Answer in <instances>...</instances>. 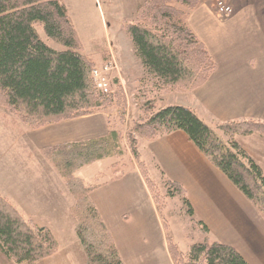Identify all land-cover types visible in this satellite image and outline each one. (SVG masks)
<instances>
[{"label":"trees","instance_id":"1","mask_svg":"<svg viewBox=\"0 0 264 264\" xmlns=\"http://www.w3.org/2000/svg\"><path fill=\"white\" fill-rule=\"evenodd\" d=\"M199 2L145 0L133 21L123 24L144 69L145 78L140 81L147 82L155 92L193 91L216 68L186 23ZM35 24H41L47 38L67 50L58 52L48 47L38 37ZM80 49L78 33L64 4L57 0H0V106L31 129L75 119L112 104H119L121 112V88L114 80L108 94L101 93L92 79L97 64ZM145 104L146 115L134 126L133 133L154 140L183 132L264 221V173L234 139L235 135L264 137V122H227L213 130L189 108ZM122 154L115 130L102 137L42 149V156L74 200L70 214L86 264L124 263L90 199L100 185L88 186L76 174L85 166ZM132 154L135 159L138 157L135 147ZM138 166L152 192L153 185L142 169L143 164ZM168 184V196L180 197L192 213L184 188L176 182ZM203 229L208 231L205 225ZM167 247L173 264H249L234 247L209 242L207 238L186 253L179 252L169 240ZM0 250L13 264H36L54 256L58 244L49 229L36 226L0 194Z\"/></svg>","mask_w":264,"mask_h":264},{"label":"rangeland","instance_id":"2","mask_svg":"<svg viewBox=\"0 0 264 264\" xmlns=\"http://www.w3.org/2000/svg\"><path fill=\"white\" fill-rule=\"evenodd\" d=\"M213 1L216 4V0ZM135 3V0H115L114 4L111 3V0H85L83 4L87 10L81 14L78 13L75 18L81 43L80 52L95 64L98 61L95 50L98 47H103V40L106 39L105 54L107 57L103 64L108 61L113 62L114 68L108 74V92L111 83L115 80L122 90L124 99L121 112L119 104L118 106L112 104L103 110H94L87 114L92 115L100 111L104 113L107 118V129L115 130L119 134L122 156L98 161L90 167L81 168L76 175L82 178L88 186L101 185L123 177L127 178L128 183L125 184L124 190L128 193L127 200L131 214H103L115 246L116 240L122 249L123 259H121L124 264L145 263L148 257V261L153 260L155 264H170L168 259L165 260L168 240L181 253H186L192 245L202 243L207 238L209 242H219L234 247L248 261L252 259L250 257L253 251L258 250L257 252L263 255L264 221L245 198L243 204H237L242 214H237L235 211L236 214H218L214 210L213 214H209L207 211L205 214L202 212L200 214L190 213L180 197L168 196V183L173 181L163 178L155 163L149 160L147 142L150 140L132 132L134 126L139 124L141 118L146 115L148 102L155 104L156 108H164L182 106L179 103H182L184 98L182 93L175 91L155 92L147 82L140 81L145 78L144 69L134 53L130 39L123 30L124 22L133 21L135 17L137 12L134 8ZM175 6L182 8L180 5ZM121 8L128 13L127 16L130 11L134 10L135 12L125 20H121L119 17ZM126 9L128 10L126 11ZM34 29L38 37L51 49L58 52L67 50L66 47L48 39L41 24H35ZM123 63L129 67L128 71L124 70ZM144 104L147 107L146 111L143 108ZM122 112L123 114H121ZM41 128H28L0 106V194L7 195L8 200L13 199L14 202L9 201L18 208L25 218H30L38 224L46 223L58 226L56 233L64 234L61 238V245L69 252L66 253L67 264H86L85 255L83 253L79 255L74 250L73 245L76 238L73 236L72 242L71 232L67 229L68 220L72 222L73 218L68 211V202L63 196L56 193V188L49 182L47 176L49 174L42 169L44 161L54 170L42 156V149L45 147L39 150L34 143L37 138L36 131ZM133 147L137 151L136 159L132 154ZM139 163L143 164L142 169L145 170L147 178L153 185V188L151 186L152 192L142 176ZM134 165L146 186L134 184L133 181L136 178ZM54 172L57 174L55 170ZM13 178L19 181V186L12 185ZM12 187H18L17 194L19 192L18 195L21 196L19 201L9 194ZM149 195L156 207L157 214L154 211L150 213L147 209V206H150ZM198 198H200L199 195ZM227 218L235 219L242 226L246 225L251 229V233H247L243 238L234 227L229 225ZM242 220H245V225L240 222ZM203 225L207 227V232L204 231ZM136 227L141 230L140 234L135 230ZM51 264L61 263L58 260H53Z\"/></svg>","mask_w":264,"mask_h":264},{"label":"crops","instance_id":"3","mask_svg":"<svg viewBox=\"0 0 264 264\" xmlns=\"http://www.w3.org/2000/svg\"><path fill=\"white\" fill-rule=\"evenodd\" d=\"M57 1L62 2L66 7L67 13L79 35L75 18L78 13L81 14V12L87 10L83 4L85 0ZM144 1L135 0V11ZM221 1L232 8L233 12L229 17L221 16L217 12L213 0H201L187 17L188 27L204 45L214 60L216 68L200 87L182 93L184 98L182 103H179L183 107L192 110L213 130H216L218 124L227 122L242 120L264 122V0ZM111 3L114 4L115 0H111ZM135 11H130L129 16H127L128 13L121 8L119 17H121V20H125ZM105 48L106 39L104 38L103 47H98L95 50L98 56L97 66H101L106 60ZM122 65L123 68L127 69L124 68V70L128 71L127 64L123 63ZM129 74H131L130 71ZM108 132L107 118L100 111L68 122L44 126L36 131L37 138L34 143L41 150L42 147L102 137ZM235 140L245 153L260 166L264 173V137L259 135H236ZM147 149L149 160L155 163L161 176L180 184L184 188L192 207V213L200 214L202 212L205 214L207 211L209 214H213L214 210L218 214H242L241 209L237 206L238 203L243 204L245 201L242 194L234 188L220 171L210 164L183 132H174L150 140L147 142ZM134 167L136 175L133 181L134 184L146 186L137 167L135 165ZM42 169L49 174L47 175L49 182L56 188V193L63 196L68 202L70 213L74 200L66 190L63 181L60 180L61 178L52 170L51 166L44 163V161L42 162ZM126 183H128V180L124 177L119 180H111L101 184L90 194V199L98 209L107 228L108 224L103 214H131L127 200L128 193L124 190ZM12 185L19 186V181L14 179ZM17 188L12 187L9 194L19 201L21 196L18 195L19 192L17 194ZM198 195L200 198H198ZM6 198L8 199V197ZM9 200L14 202L13 199ZM149 204L150 206H147L148 211L150 213L154 211L157 214L151 196ZM29 220L35 222L30 218ZM227 220L230 223L229 225L234 227L236 232L243 238L247 233H251V229L245 225V220L240 221L245 226L236 222L235 219L227 218ZM158 222L161 224L159 219ZM34 224L49 229L58 244V252L54 256L36 264H51L53 260H58L61 264H67L68 256H66V253L69 252L61 245V238L64 234L56 233L58 226L36 222ZM67 229L71 232L72 242L73 236L77 240V242L74 241V250L81 255L83 250L74 233L73 218L72 222L68 220ZM135 230L139 234L141 233L139 228L136 227ZM115 243L123 259L122 249L116 240ZM257 251H253L250 261L245 257L247 262H250L249 264H264V254L262 255ZM148 259L149 257L145 263L141 264H151L153 260L148 261ZM166 259L170 261V264H173L167 246ZM0 263L13 264L2 254L0 255ZM152 264H155V262L153 261Z\"/></svg>","mask_w":264,"mask_h":264},{"label":"built area","instance_id":"4","mask_svg":"<svg viewBox=\"0 0 264 264\" xmlns=\"http://www.w3.org/2000/svg\"><path fill=\"white\" fill-rule=\"evenodd\" d=\"M216 9L221 16L229 17L233 10L221 0H216ZM113 62H105L101 67L92 70V79L95 87L103 94H106L109 89L108 74L112 71Z\"/></svg>","mask_w":264,"mask_h":264}]
</instances>
